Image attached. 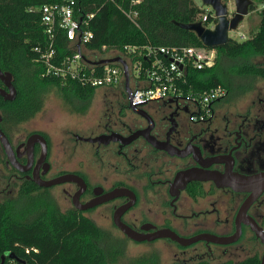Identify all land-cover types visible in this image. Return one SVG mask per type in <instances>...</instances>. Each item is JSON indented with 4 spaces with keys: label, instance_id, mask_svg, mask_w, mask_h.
Segmentation results:
<instances>
[{
    "label": "flooded vegetation",
    "instance_id": "flooded-vegetation-1",
    "mask_svg": "<svg viewBox=\"0 0 264 264\" xmlns=\"http://www.w3.org/2000/svg\"><path fill=\"white\" fill-rule=\"evenodd\" d=\"M233 10L229 9L230 16ZM12 83L14 85L13 78ZM0 88L7 90L1 80ZM103 88L101 116L93 125L70 132L73 169L53 172L52 145L46 132L31 131L22 138H14L10 130L18 126L7 127L6 136L17 165L7 162L2 148L8 183L19 182L20 186L28 181L39 186L33 180V173L43 147L41 142L28 144L32 134H39L45 140L46 157L37 166L39 178L49 180L66 173L74 174V181L39 186L49 194L52 193L49 191L61 193L68 203L65 210L74 209L94 222L95 219L109 221L119 230L114 222L115 214L132 201L119 213V219L138 232L168 228L184 237L199 233L234 234L236 214L250 192L217 187L212 180H191L176 196L171 194V184L177 173L190 169L217 175L264 173V79H257L243 94L231 95L226 90L225 95L212 104L210 115L200 121L189 117L185 101L147 102L138 107L144 114H138L130 108L128 95L121 86ZM92 98L93 95L88 100L89 105ZM1 122L2 117V129ZM149 139L169 146L170 150L154 146ZM28 157H32L30 164ZM120 189L128 190L129 194H117ZM195 189L200 194L192 196L190 192ZM204 199H209V206L199 208L197 204ZM83 205L89 207L80 208ZM247 214L263 228L264 188L248 207ZM241 230L239 239L226 245L198 241L181 246L170 241L183 253L191 248L186 260H210L216 258L219 247H231L244 237L260 242L247 225L242 224ZM260 245L262 254L264 244L260 242ZM186 260L182 263L186 264Z\"/></svg>",
    "mask_w": 264,
    "mask_h": 264
},
{
    "label": "trees",
    "instance_id": "trees-1",
    "mask_svg": "<svg viewBox=\"0 0 264 264\" xmlns=\"http://www.w3.org/2000/svg\"><path fill=\"white\" fill-rule=\"evenodd\" d=\"M60 1L0 0V69L12 74L16 87L14 100L0 97L1 126L6 135L7 127L18 126L41 110L50 89H54L63 107L78 114L87 112L88 100L97 89L75 79L45 74V65L37 60L51 42L55 52L52 62L58 66L74 52L63 29L57 28L51 40L41 22L42 5ZM228 1L222 3L227 5ZM253 1L249 13L255 10L258 14L256 29H251L244 39L229 37L226 43L209 47L216 52L214 64L201 70L188 69L186 78L193 89L221 85L231 95H238L248 91L257 79H264V64L251 62L252 57H264V0ZM130 2L75 0L74 17L81 20V29L92 32L83 50L105 54L145 44L204 46L193 31L174 24L202 21L206 10L194 0H141L133 5ZM120 6L137 12L136 23ZM210 19L203 24L208 25ZM212 19L217 21L216 17ZM193 193L200 194L196 189L190 192L192 196ZM125 248L124 240L103 230L92 219L74 209L62 211L44 189L32 182L21 184L13 200L0 201V264H160L155 253L125 259ZM11 252L20 261L10 258ZM187 264L212 263L198 259ZM217 264H260V254L255 252L237 261L227 259Z\"/></svg>",
    "mask_w": 264,
    "mask_h": 264
},
{
    "label": "built area",
    "instance_id": "built-area-1",
    "mask_svg": "<svg viewBox=\"0 0 264 264\" xmlns=\"http://www.w3.org/2000/svg\"><path fill=\"white\" fill-rule=\"evenodd\" d=\"M140 2L141 0H131L130 5ZM74 5L75 0H61L58 3L42 5L40 8L41 22L48 37L52 40L55 30L63 29L69 46L74 51L58 66L52 62L55 52L51 42L48 50L37 59L45 65V74H53L63 80L75 79L82 85L96 88H124L123 67L119 62L95 63L102 58L120 56L128 64L130 97L134 106L140 107L155 100H182L188 105L189 117L195 121L208 117L212 104L225 95L226 89L221 85L195 90L186 78L188 69L201 70L214 64L215 50L206 46L145 44L125 46L124 52H116L114 56L91 50V56L88 57L83 53L86 51L83 47L92 38V32L80 28L81 20L74 17ZM120 9L136 23L135 10L122 7ZM213 17H216L214 11L206 10L201 22L211 18L208 25H203L212 29L216 23ZM240 37L243 38L244 35Z\"/></svg>",
    "mask_w": 264,
    "mask_h": 264
},
{
    "label": "water",
    "instance_id": "water-1",
    "mask_svg": "<svg viewBox=\"0 0 264 264\" xmlns=\"http://www.w3.org/2000/svg\"><path fill=\"white\" fill-rule=\"evenodd\" d=\"M203 4L210 6V8L214 11V14L217 18V21L212 29L205 27L201 21L192 22V23H183L174 21V24L179 26L180 28L193 31L197 37L200 39L202 44L206 47H215L221 44L226 43L229 40L228 32L230 30H235L238 27V24L243 20L244 16L248 14L249 6L252 4V0H233V15L230 16L228 6L222 3V0H202ZM78 52L80 49L78 48ZM84 57V56H83ZM88 62H91L87 60ZM106 62H119L123 67L124 73V89L129 98V106L138 114H144L142 110L138 109V107L134 106L131 102L130 92L131 89L129 87V73H128V65L126 60H124L120 56L102 58L95 63H106ZM12 74L8 71H2L0 69V80L4 83L7 90L0 88V95L3 96L5 100H13L16 96V88L12 83ZM1 120V117H0ZM150 142L159 148L169 149V146H164L163 144H158L154 142L152 139H149ZM34 142H41L43 150L42 155L38 159L36 166L34 168L33 180L39 185L43 187L52 186L55 184L74 181V174H63L62 176H58L49 180H42L36 173L37 166L40 162L44 161L45 156V140L39 134H32L28 139V144H33ZM0 144L4 150V153L7 158V162H11L13 165H16V158L13 157V149L10 144V141L4 131L0 128ZM172 152V151H171ZM32 157H28V164H30ZM191 180H212L217 187H230L235 191H245L250 192L249 197L245 202L240 206L238 212L236 214L235 222H236V230L234 234L230 236H221L214 235L210 233H199L197 235L191 237H184L176 234L174 231L168 228L156 229L151 233H143L138 232L128 225L122 223L119 219V213L122 212L125 207L131 205L132 201L124 207L118 209L115 214L114 222L115 225L119 228V230L129 239L142 242V241H152L154 239L159 238H168L181 246H188L198 241H206L216 244H231L236 242L241 235V225L245 224L249 227V229L253 232L254 236L260 240L261 243L264 244V229L251 217L247 214L248 207L250 204L257 198V196L262 192L264 188V173H260L253 176H243L235 173L229 174L225 173L223 175H217L210 172H203L197 169H190L187 171L179 172L176 174L173 183L171 184V188L175 191L173 192L171 189V194L178 196L180 190L185 187V184ZM128 190L120 189L117 194H129ZM76 204L75 198L73 199ZM89 207V205H83L80 208L85 209ZM143 229V228H142ZM8 256L10 258L18 259L14 253H9ZM2 261L5 256H2ZM260 264H264V252L260 255Z\"/></svg>",
    "mask_w": 264,
    "mask_h": 264
},
{
    "label": "rangeland",
    "instance_id": "rangeland-1",
    "mask_svg": "<svg viewBox=\"0 0 264 264\" xmlns=\"http://www.w3.org/2000/svg\"><path fill=\"white\" fill-rule=\"evenodd\" d=\"M199 6L205 10L211 9L210 6L203 4L202 0H194ZM253 1V0H252ZM255 3V1H253ZM230 10H233V1L229 0L227 4ZM261 9V5L256 8L257 11ZM257 12L252 11L248 12V15L244 16L243 20L238 24V27L235 30H230L228 36L241 40L248 36V32L252 29H256L258 22ZM244 35V37H240ZM71 48V47H70ZM88 57L91 56L90 51H83ZM216 53V52H215ZM106 55L116 54L115 51L110 50L105 53ZM251 62L254 64H264V57L256 56L251 58ZM103 87L97 88L93 94L91 105L85 114H78L70 112L66 107H63L60 99L56 96L54 89H50L45 95L44 103L39 112L35 116L26 122H23L18 125L17 129H11L10 132H13L14 138H22L27 133L31 131H44L47 133L51 140L52 150L50 161L53 166V172H56L58 169H73L74 168V154L73 143L70 141V132L78 131L80 128H86L93 125L99 116H101L102 104L100 98L102 95ZM101 113V114H100ZM15 131V132H14ZM0 201L3 200H13L17 196L19 189V182H12L11 184L7 181V168L4 166V153L0 144ZM60 187H56L59 189ZM48 193V191H46ZM53 195V200L57 206L64 211L67 208L68 203L66 199L63 198L61 193L49 191ZM199 208H204L209 206V199H204L197 204ZM95 223L102 228L103 230L109 232L114 237L122 239L125 241V255L124 258H132L141 255L148 254H157L160 260V264H168L173 261L183 262L190 255L189 251L191 248L187 249V252H181L179 246L166 239H156L153 241H144L136 242L127 237H125L119 230L114 228L109 221L103 219H95ZM199 246V244L197 245ZM226 248L224 253L223 249ZM219 250H216L215 256H219L209 261L212 264H217L223 260H240L244 257L253 254L255 252L261 255L262 247L258 240L252 239L249 240L247 237L242 238L238 243L234 244L231 247H224ZM192 254V253H191ZM186 260V264L195 261ZM185 262V261H184Z\"/></svg>",
    "mask_w": 264,
    "mask_h": 264
},
{
    "label": "clouds",
    "instance_id": "clouds-1",
    "mask_svg": "<svg viewBox=\"0 0 264 264\" xmlns=\"http://www.w3.org/2000/svg\"><path fill=\"white\" fill-rule=\"evenodd\" d=\"M115 57V56H114ZM128 65V64H127ZM124 89V88H123ZM125 90V89H124ZM128 101H129V98H128Z\"/></svg>",
    "mask_w": 264,
    "mask_h": 264
}]
</instances>
